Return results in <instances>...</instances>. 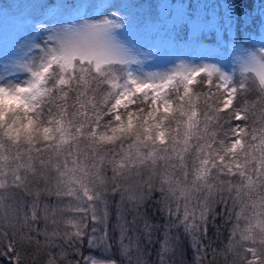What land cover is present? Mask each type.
<instances>
[{
	"label": "snow or ice",
	"instance_id": "1",
	"mask_svg": "<svg viewBox=\"0 0 264 264\" xmlns=\"http://www.w3.org/2000/svg\"><path fill=\"white\" fill-rule=\"evenodd\" d=\"M155 244V264H264V7L0 4V264Z\"/></svg>",
	"mask_w": 264,
	"mask_h": 264
},
{
	"label": "trees",
	"instance_id": "2",
	"mask_svg": "<svg viewBox=\"0 0 264 264\" xmlns=\"http://www.w3.org/2000/svg\"><path fill=\"white\" fill-rule=\"evenodd\" d=\"M263 1L264 0H240L242 6L244 8H248L250 11L254 10V9L258 8V7H264V2ZM174 2H175V0H174ZM213 2H219V0H214ZM253 14L256 15L257 13L253 12ZM250 44H251L250 42H247L245 45L249 46ZM147 211H148L150 216H153V219H158V214L153 215L154 206H151V205L148 206ZM224 235H226V233L221 235L219 238H215L214 237V239L216 240V245H220L222 247L221 241H223ZM158 248H159V244L153 245L152 248L150 249L151 255L145 257V259H147L149 261V264H155V262L157 260L155 252H156V249H158ZM81 251L84 252V253H88V252L92 253V249L89 250L87 248V245H85L84 248L81 249ZM39 255H42V254H39ZM5 259H7V258H5ZM29 259H30V257H29ZM75 259L76 260H81V256H77V257H75ZM209 259H211V254L209 255ZM12 264H14V261L12 262Z\"/></svg>",
	"mask_w": 264,
	"mask_h": 264
},
{
	"label": "rangeland",
	"instance_id": "3",
	"mask_svg": "<svg viewBox=\"0 0 264 264\" xmlns=\"http://www.w3.org/2000/svg\"><path fill=\"white\" fill-rule=\"evenodd\" d=\"M214 0H209V2H213ZM10 2V0H0V4H6V3H9ZM264 2V1H263ZM202 39L204 40V42L206 43V44H214L215 43V40H214V36H212V35H206V36H204V37H202ZM250 43H252V41H249ZM251 45V44H250ZM249 45V46H250ZM245 47H248V46H246L245 45ZM186 63L188 62V61H185ZM206 63H213L214 61H205ZM180 63V61H176V64H179ZM226 67H227V65H225ZM168 67H174V65H172V64H170V65H168ZM152 70H161V69H158V68H154V69H152ZM233 69H229V71L231 72ZM235 71L237 72V74H239V72L241 71V69H240V67H239V65H236L235 66ZM101 255H102V253H101V251L100 250H98V249H92V253H90V252H88V253H84L83 252V257H88V256H95V257H101ZM83 257H81V260L83 259Z\"/></svg>",
	"mask_w": 264,
	"mask_h": 264
}]
</instances>
